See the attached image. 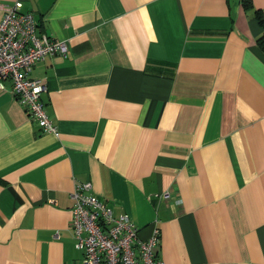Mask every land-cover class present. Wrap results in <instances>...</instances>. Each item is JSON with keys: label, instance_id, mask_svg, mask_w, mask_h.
Masks as SVG:
<instances>
[{"label": "crops", "instance_id": "crops-1", "mask_svg": "<svg viewBox=\"0 0 264 264\" xmlns=\"http://www.w3.org/2000/svg\"><path fill=\"white\" fill-rule=\"evenodd\" d=\"M17 1L69 53L29 75L58 135L0 90V264H82L86 182L166 264H264V0Z\"/></svg>", "mask_w": 264, "mask_h": 264}, {"label": "built area", "instance_id": "built-area-1", "mask_svg": "<svg viewBox=\"0 0 264 264\" xmlns=\"http://www.w3.org/2000/svg\"><path fill=\"white\" fill-rule=\"evenodd\" d=\"M4 9L5 15L0 20V90L10 83L27 114L44 131L58 135L42 100L48 91L47 84L29 75L38 61L53 55L66 58L67 42L41 33L34 13L24 10L21 1ZM91 189L92 184L86 182L71 193V229L84 253L82 264H166L156 252L160 231L156 228L147 240L140 239L139 226L130 215H116L112 206ZM161 196L170 199L171 193L166 191Z\"/></svg>", "mask_w": 264, "mask_h": 264}, {"label": "trees", "instance_id": "trees-1", "mask_svg": "<svg viewBox=\"0 0 264 264\" xmlns=\"http://www.w3.org/2000/svg\"><path fill=\"white\" fill-rule=\"evenodd\" d=\"M244 5L246 7H251V3L249 2V0H245L244 1ZM256 16L257 19L260 23V25L263 27L264 29V13L261 10H256ZM258 45L259 47L264 51V33L263 35L258 39Z\"/></svg>", "mask_w": 264, "mask_h": 264}]
</instances>
